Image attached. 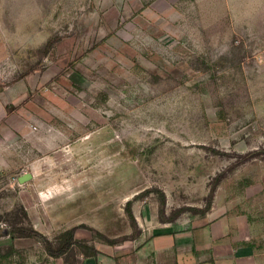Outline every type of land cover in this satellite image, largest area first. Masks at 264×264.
Returning a JSON list of instances; mask_svg holds the SVG:
<instances>
[{"label":"rangeland","instance_id":"374dc122","mask_svg":"<svg viewBox=\"0 0 264 264\" xmlns=\"http://www.w3.org/2000/svg\"><path fill=\"white\" fill-rule=\"evenodd\" d=\"M207 220L232 250L191 264H264V0H0V264Z\"/></svg>","mask_w":264,"mask_h":264},{"label":"crops","instance_id":"0c3cea01","mask_svg":"<svg viewBox=\"0 0 264 264\" xmlns=\"http://www.w3.org/2000/svg\"><path fill=\"white\" fill-rule=\"evenodd\" d=\"M134 249L128 264H149L150 259L156 264H191L208 254L228 253L232 250V240L220 221L207 220L201 224L178 221L155 226Z\"/></svg>","mask_w":264,"mask_h":264},{"label":"trees","instance_id":"16d2710c","mask_svg":"<svg viewBox=\"0 0 264 264\" xmlns=\"http://www.w3.org/2000/svg\"><path fill=\"white\" fill-rule=\"evenodd\" d=\"M132 214L133 213L131 212V215ZM25 215H26V219L29 221V216L27 212H25ZM19 230H20L18 232L19 237H34L35 236L38 238H42L44 241L47 253L53 257H61L67 254L68 252H70V250L73 248L74 245H76L77 243H80L79 240L76 238V232L78 230V226H75L69 230H66L61 235L56 237V240L61 241L58 246H54V241L49 240L46 236H44L41 232H39L37 229L33 228L32 226H30V228L22 227ZM91 251L92 253L88 255H97L99 253L94 248H92Z\"/></svg>","mask_w":264,"mask_h":264},{"label":"water","instance_id":"95a60500","mask_svg":"<svg viewBox=\"0 0 264 264\" xmlns=\"http://www.w3.org/2000/svg\"><path fill=\"white\" fill-rule=\"evenodd\" d=\"M33 177H34V174L32 172H27V173L21 175L18 178V180L22 184V183L28 182L29 180H32Z\"/></svg>","mask_w":264,"mask_h":264}]
</instances>
